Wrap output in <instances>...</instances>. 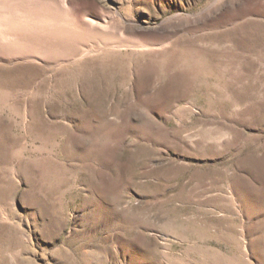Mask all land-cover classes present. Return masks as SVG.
Listing matches in <instances>:
<instances>
[{"label":"rangeland","instance_id":"1","mask_svg":"<svg viewBox=\"0 0 264 264\" xmlns=\"http://www.w3.org/2000/svg\"><path fill=\"white\" fill-rule=\"evenodd\" d=\"M0 264H264V0H0Z\"/></svg>","mask_w":264,"mask_h":264},{"label":"bare ground","instance_id":"2","mask_svg":"<svg viewBox=\"0 0 264 264\" xmlns=\"http://www.w3.org/2000/svg\"><path fill=\"white\" fill-rule=\"evenodd\" d=\"M43 6H44V4H43ZM46 6H48V5H46ZM49 7V6H48ZM61 8V7H60ZM59 9V8H58ZM57 9V10H58ZM59 11H60V9H59ZM59 11H57V12H59ZM50 10H48V9H44V12H32L31 14H32V16H33V18H34V20H37V21H46V19L48 18L47 17V15L49 14L50 15ZM56 12V13H57ZM51 14H53V12H51ZM53 15H55V14H53ZM56 16H58V15H56ZM41 18H44V19H41ZM58 30L56 29L55 30V28L53 29V31L51 32L53 35H54V37H56V35H58ZM63 42V41H62ZM60 43V40H58V39H55L54 41H53V46L55 47L56 45H58Z\"/></svg>","mask_w":264,"mask_h":264}]
</instances>
